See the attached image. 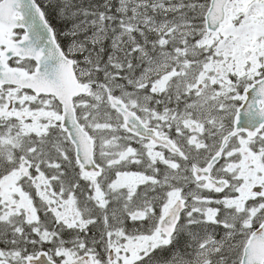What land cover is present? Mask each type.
Returning a JSON list of instances; mask_svg holds the SVG:
<instances>
[{"label": "snow or ice", "instance_id": "1", "mask_svg": "<svg viewBox=\"0 0 264 264\" xmlns=\"http://www.w3.org/2000/svg\"><path fill=\"white\" fill-rule=\"evenodd\" d=\"M0 264H264V0H0Z\"/></svg>", "mask_w": 264, "mask_h": 264}]
</instances>
